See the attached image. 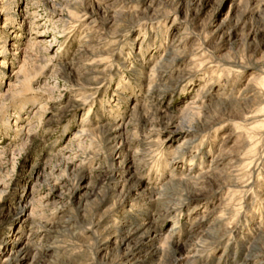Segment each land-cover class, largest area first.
Returning a JSON list of instances; mask_svg holds the SVG:
<instances>
[{
  "label": "rangeland",
  "instance_id": "obj_1",
  "mask_svg": "<svg viewBox=\"0 0 264 264\" xmlns=\"http://www.w3.org/2000/svg\"><path fill=\"white\" fill-rule=\"evenodd\" d=\"M168 1L0 0V264H19L4 260L11 241L34 245L22 264L121 261L113 257L114 245L95 237L88 222L102 212L105 187L123 175L113 174L109 159L118 165L127 155L133 157L135 178L147 189L133 195L141 204L151 194L157 197L164 184L205 173L219 154L224 155L221 170L248 154L249 160L233 170L241 174L250 163L244 179L234 176L237 181L229 185L213 179L189 203L160 214L156 206L145 204L144 210L129 202L121 219L131 217L126 224L133 228L152 214L148 220L159 236L197 246L201 264H259L254 254L264 255V134H252L249 128L256 123L241 120L238 112L215 113L184 151L178 150L181 130L169 132L161 122L179 117L196 98L212 114L218 101L238 95L254 77L264 88V0H182L185 12L192 9L189 15L177 9L178 0L174 5ZM117 13L124 20L120 29L110 22ZM178 44L182 59L159 68L168 88L152 90L158 83L152 69L158 60L172 57L171 46ZM242 105L256 112L264 107ZM119 126L125 131L122 144L109 133ZM255 129L264 132V127ZM119 144L120 155L114 148ZM167 201L162 198L160 204ZM21 207L24 220L16 215ZM221 213L227 215L220 223ZM173 257L164 252L155 261L175 264Z\"/></svg>",
  "mask_w": 264,
  "mask_h": 264
},
{
  "label": "bare ground",
  "instance_id": "obj_2",
  "mask_svg": "<svg viewBox=\"0 0 264 264\" xmlns=\"http://www.w3.org/2000/svg\"><path fill=\"white\" fill-rule=\"evenodd\" d=\"M83 4L84 0H80ZM171 1V4L174 5L175 1L177 0H169ZM168 1V2H169ZM87 2V1H86ZM192 2V1H191ZM198 2V0H197ZM197 2L192 3V5H196L198 6ZM14 7V6H13ZM185 4L182 2V0H178L177 2V9L181 12H185L184 8H185ZM72 8V7H71ZM76 8V7H75ZM176 9V10H177ZM150 10V9H149ZM185 13L186 15H189V12H192V9H188ZM9 12L11 11L8 10ZM178 11V12H179ZM168 12V11H167ZM176 13V15H180V13ZM188 12V14H187ZM148 13V12H147ZM169 13V12H168ZM172 13V11H171ZM163 15V14H161ZM10 19V18H9ZM8 19V20H9ZM13 19V18H11ZM110 22L111 25H113L114 23H117L118 25L116 26L117 28H123V26L119 25V23L124 22L122 15L120 13H117V15H114L110 18ZM132 19V18H131ZM156 19V18H154ZM177 19V18H175ZM15 21V20H14ZM133 21V20H132ZM11 22V21H10ZM12 23V22H11ZM126 27V26H125ZM6 44V43H5ZM7 47L8 46H1L2 48V52L7 51ZM170 48V47H169ZM171 54H174L172 57L170 56L167 59H163L161 62L158 60L157 65H155V67L152 69L151 72H153V76L157 77L158 83H156V85H154L152 87V90L156 91V90H162L164 91L165 88H168V85H165L163 83V81L166 80V75L163 74V71H159L160 65L162 66H169V64L171 63H175L180 61L182 58L178 52V50L180 49V44L175 45V46H171ZM14 53V50H13ZM17 53V52H15ZM168 55V54H167ZM214 62V61H213ZM217 65V64H216ZM94 66V65H93ZM147 67V66H146ZM145 67V69H146ZM206 67V66H205ZM212 67V66H211ZM214 67V66H213ZM147 70V69H146ZM171 70V69H170ZM194 70V69H193ZM208 70V69H207ZM206 70V71H207ZM217 71V70H216ZM165 72V71H164ZM194 72V71H193ZM208 72V71H207ZM215 72V71H214ZM218 72V71H217ZM147 73V72H146ZM216 73V72H215ZM219 73V72H218ZM221 74V73H220ZM219 74V75H220ZM193 76V75H192ZM206 77V76H205ZM210 77V76H208ZM207 77V78H208ZM254 77V76H253ZM192 78V77H191ZM216 78V77H215ZM220 78V77H219ZM229 78V77H228ZM151 79V78H150ZM149 79V80H150ZM214 78H212L213 80ZM207 80V79H206ZM173 81V80H171ZM160 82V83H159ZM211 82V81H210ZM264 82V81H263ZM141 83V82H140ZM171 83V82H170ZM168 83V84H170ZM153 84V81H152ZM165 85L164 88H162V85ZM206 85V82L204 83ZM214 84V82H213ZM150 85V84H149ZM211 85V84H210ZM245 86L239 91L238 95H230L228 96L225 100L222 99L220 101H218L216 103V107L215 110L213 111L212 114H207L208 112L205 110L208 108L205 104L203 103H199V98L196 101H191L192 104H188L185 109L183 111H181L180 116L179 117H169L166 121H162V124L166 125V128H169V132H173V131H177V130H181V140L180 142H178V150L180 149H184L187 147L188 144H190V142L196 137L197 134L199 132H203V130H205V128H207L209 126V124L213 121L215 113L218 114L219 116L223 117L226 113H230L232 114L234 113H240L241 115V120L244 121H254L256 123L255 126L249 128L250 129H254L252 134H260L263 135L264 132L259 131L261 129H259L258 131L255 129L258 127L262 128L264 127V107L262 109V111L260 112H256V111H252L249 109H246V106L242 105V102L246 103V105L249 102H254V104H258V105H262L264 104V88L260 87V82H259V77L254 79L252 78V80L248 81L247 84H244ZM147 86V85H146ZM264 86V85H263ZM151 87V86H149ZM147 87V88H149ZM204 89L206 88V86H203ZM210 87V86H209ZM236 87V86H235ZM202 88V87H201ZM200 88V89H201ZM203 89V88H202ZM207 89V88H206ZM209 89V88H208ZM211 90V89H210ZM209 90V91H210ZM148 91V90H147ZM150 91V90H149ZM199 91V90H198ZM203 91V90H202ZM208 91V90H207ZM153 92V91H152ZM204 92V91H203ZM223 92V91H222ZM229 94V93H227ZM226 94V95H227ZM206 96L203 95L202 99ZM225 96V95H224ZM197 97V96H196ZM193 98V97H192ZM194 99V98H193ZM221 99V97H220ZM215 104V103H214ZM263 106V105H262ZM261 106V108H262ZM210 107V105H209ZM256 107V106H255ZM249 108V107H248ZM260 108V107H259ZM258 108V110H260ZM140 110V107H137L136 109H134V114L135 112L138 113V111ZM257 110V109H256ZM159 111V110H158ZM147 109H146V114H147ZM263 114H262V113ZM145 113V112H144ZM157 113V112H156ZM158 114V113H157ZM148 115V114H147ZM236 116V115H235ZM262 116V117H261ZM230 117V116H229ZM228 118V117H227ZM157 119V118H156ZM224 119V118H223ZM187 122H190L191 125L186 126L185 124ZM254 125V123H253ZM244 130L245 128H247V126H245L244 124L241 125ZM250 126V124H249ZM124 127H117L115 130L111 129L110 132H112L111 134L115 135L114 139H116L117 141L120 140V143L122 144L125 138V131H123ZM210 128V127H209ZM104 130V129H103ZM208 130V129H207ZM247 130V129H246ZM246 132V136H249V132ZM100 132V131H99ZM102 132V131H101ZM209 133V132H208ZM108 134V135H111ZM211 134V133H210ZM213 134V133H212ZM211 134V136H212ZM103 135V134H102ZM107 135V134H106ZM105 135V136H106ZM112 135V136H113ZM203 135V134H202ZM207 135V134H206ZM205 135V136H206ZM216 135V134H215ZM245 136V137H246ZM247 136V137H248ZM165 137V136H164ZM199 137V136H198ZM206 138V137H205ZM104 139V137H103ZM165 139H167L168 141H172V136L171 135H167L165 137ZM198 139V138H197ZM249 138H247L248 141ZM112 139H110L111 141ZM205 140V139H204ZM102 141V140H101ZM166 141V140H165ZM241 141V139H240ZM246 141V142H247ZM167 142V141H166ZM242 142V141H241ZM257 142V141H256ZM192 143V142H191ZM121 144H119V146H114L112 145L111 148L114 146L115 150L117 151V153L120 155V149H121ZM195 144V143H194ZM243 144V142H242ZM107 145V144H106ZM203 145V143H202ZM245 145V144H244ZM260 145V144H258ZM205 146V144H204ZM235 146V145H234ZM242 146V145H241ZM261 146V145H260ZM197 147V146H196ZM233 147V146H232ZM237 147V146H236ZM240 147V146H239ZM258 147V146H257ZM256 147V148H257ZM264 147V146H263ZM173 148V146H172ZM194 148V147H193ZM261 148V147H260ZM107 149V148H106ZM177 149V148H175ZM186 149H184L185 151ZM222 150V149H221ZM198 151L200 152V150L198 149ZM212 151V150H211ZM260 151V150H259ZM213 152V151H212ZM211 152V153H212ZM180 153V151H179ZM193 153V151H192ZM208 153V151H207ZM229 153V152H228ZM227 153V154H228ZM213 154V153H212ZM182 155V154H181ZM230 155V154H229ZM114 156V155H113ZM118 156V155H117ZM177 156V155H176ZM199 156V155H198ZM202 156V155H201ZM224 156V155H223ZM222 155L219 154V156H216L212 158V160L210 161L209 164V168L208 170L204 173H199L196 174L194 176H191L190 174L184 178V179H180V180H176V181H172L169 182L167 184H164L163 186L160 187L158 193V196L155 197L154 194L149 195L148 198L145 199L146 203H141L139 204V202L137 201V199L135 200V198L133 197L134 194H138L139 196L144 195L146 192L145 189H142V185L141 182L139 180H137V178H135V172L133 170V157H131L130 155H127L126 157L123 158V160H121L119 162L118 165H116V162L113 160V158L109 159L110 162V166L111 169L113 170V174L115 173H123V175L119 176V174L116 175L113 184H110V186L105 187V190L102 196L101 201L99 202V206L102 207V212L99 213V217L96 216H91L89 219V223L92 224V233H94L95 237L97 235H100L101 238L106 239L107 238V242H110L114 245V252H113V257H115L116 255H119V258L121 259V261H117L115 262V264H154L156 261V256L157 255H164V252L167 253V255H169V253H174V257L171 258L170 263H175V264H201L202 261H200L201 258V253L198 249V247L196 246L195 248H189L188 246H182L179 244H174L170 241L169 237L167 235H165L166 237H161L159 236V233L156 229L153 228L152 226V222L148 219H150V217L153 218V216H151L152 214L149 215V217H147L146 221L144 223H142L137 227H129L131 226V223L126 224V221L129 222L130 218H126L124 216V219H121V217H123V214L126 213V215L128 214L127 212H124L123 210L126 209L127 207V203L132 202L130 205L132 206V208L137 207L139 205H141L142 207L145 204H150L151 206H156V212L159 213L162 209L165 210H170L172 208H178L181 205H184L185 202L191 200L194 195L195 192H197L198 189H200V186H209L212 182V180L214 179L215 181H220L223 184L229 185V183H231L234 179V181H237L238 179H240L241 177L244 176L245 172H246V167L250 166V163H246V165H244L243 169H242V173L239 172L240 170H238L239 173L241 174H237L236 176L233 175V170L238 167L239 165H243L244 162L249 160L248 154H245L244 156H242L241 158L236 159L235 161H231L230 165L228 168H223L222 170L220 168L221 164L224 162L222 157ZM231 156V155H230ZM122 157V156H121ZM119 157V158H121ZM188 157V156H187ZM192 157V154H191ZM212 157V156H211ZM228 157V156H227ZM234 157V156H233ZM202 158V157H200ZM236 158V157H235ZM177 159V158H175ZM198 159V157H197ZM227 159V158H225ZM116 160V159H115ZM192 160H195V156L192 158ZM254 160V159H253ZM128 161L131 163L130 167H127V163ZM201 162V161H200ZM253 162V161H252ZM257 162V161H256ZM197 163V162H196ZM195 163V164H196ZM194 164V162H193ZM122 168L119 169V166ZM203 165V164H201ZM207 165V164H206ZM194 167V166H193ZM203 167V166H202ZM242 167V166H241ZM253 167V166H252ZM206 168V167H205ZM254 168V167H253ZM194 169V168H193ZM251 169V168H250ZM189 170V169H188ZM192 170V169H191ZM200 170V169H199ZM202 170V169H201ZM249 170V169H248ZM195 171V170H194ZM250 171V170H249ZM193 173V172H192ZM253 173V172H252ZM261 174V173H260ZM115 176V175H113ZM237 180H235L236 178ZM252 177V176H251ZM254 178V177H253ZM244 179V177H243ZM250 179V178H249ZM259 179V178H258ZM172 180V179H171ZM255 180V179H254ZM243 181V180H242ZM110 182V181H109ZM133 182V184L131 183ZM249 182V181H248ZM255 182V181H254ZM245 184V183H244ZM248 184V183H247ZM254 184V183H253ZM259 184V183H258ZM257 184V185H258ZM109 185V184H108ZM262 186V185H261ZM260 186V187H261ZM242 187V186H241ZM264 188V187H263ZM230 189V188H229ZM247 189V188H246ZM147 190V189H146ZM234 190V189H233ZM245 191V190H244ZM229 193V192H228ZM248 193V191H247ZM157 195V194H156ZM248 195V194H247ZM261 196V195H260ZM136 197V196H135ZM142 198V197H141ZM162 198H166L168 199V201L164 204H160V201H162ZM139 199V198H138ZM165 200V199H163ZM189 203V202H187ZM259 205V204H258ZM140 206V207H141ZM146 206V205H145ZM141 207V209H142ZM187 207V206H186ZM230 207V206H229ZM104 208V209H103ZM128 208V207H127ZM151 208V207H150ZM233 208V207H232ZM130 209V208H129ZM128 209V210H129ZM144 209V207H143ZM231 209V208H230ZM132 210V209H131ZM138 210V209H137ZM145 210V209H144ZM149 210V209H148ZM187 210V209H185ZM234 210V209H233ZM154 211V210H153ZM163 211V210H162ZM182 211V210H181ZM121 212H124L123 214ZM129 212V211H128ZM135 213V212H134ZM140 213V212H139ZM149 213V212H148ZM165 213V212H164ZM212 213H214V211H212ZM217 213V212H215ZM238 213V212H237ZM133 214V213H132ZM131 214V215H132ZM144 214V213H143ZM160 214V213H159ZM169 214V213H168ZM228 214V212H227ZM226 213H221L217 218L216 221L220 222L223 221V219L226 217L227 215ZM241 214V213H240ZM17 215V219H26L24 218L26 215V211L23 209V207L20 208V210L18 211ZM125 215V214H124ZM171 215V214H170ZM175 215V214H174ZM209 215V214H208ZM213 215V214H212ZM142 216V215H141ZM147 216V214H146ZM176 216V215H175ZM256 216V215H255ZM254 216V217H255ZM228 217V216H227ZM98 218V219H97ZM136 218V217H135ZM145 218V217H144ZM174 218V217H173ZM207 218V216L204 217L205 221ZM116 219V220H115ZM116 222H115V221ZM154 220V219H153ZM158 220V219H156ZM32 221V219H31ZM114 221V222H113ZM144 221V220H143ZM29 222V221H28ZM224 222V221H223ZM88 223V224H89ZM112 223V224H111ZM249 224V223H248ZM255 224V223H254ZM124 225H128L124 226ZM244 225V224H243ZM257 224H255L254 226H256ZM258 226V225H257ZM244 227V226H243ZM200 228V226H199ZM217 228V227H216ZM229 228V227H228ZM88 229V228H87ZM248 229V228H247ZM212 230V228H211ZM223 230V228H222ZM253 230V227H252ZM261 230V229H260ZM259 230V231H260ZM233 231V230H231ZM235 231V230H234ZM243 231V230H242ZM255 231V230H254ZM258 231V230H257ZM125 232V233H124ZM170 232V231H169ZM198 232V231H197ZM209 232V231H208ZM212 232V231H211ZM222 232V231H221ZM249 232V231H248ZM163 233V232H162ZM215 233V232H214ZM257 233V232H256ZM261 233V232H260ZM124 234V235H123ZM211 234V233H209ZM226 234V232H225ZM255 234V233H254ZM215 235V234H213ZM217 235V234H216ZM230 235V234H229ZM256 236V234H255ZM259 236V235H258ZM257 236V237H258ZM22 237V236H21ZM137 237V242L133 243L134 238ZM149 238L147 240V238ZM215 237V236H214ZM250 237V236H249ZM4 238V237H3ZM20 237L16 238V241L19 239ZM213 238V237H211ZM14 239V238H13ZM102 239V240H103ZM200 239V238H199ZM203 239V238H202ZM208 239V238H207ZM22 239H20L21 241ZM209 240V239H208ZM230 240V239H229ZM201 240H199L198 243H200ZM210 241V240H209ZM213 241V240H212ZM242 241V240H241ZM7 242V241H6ZM135 242V241H134ZM160 242V243H159ZM229 241H226V243ZM159 243V244H158ZM179 243V242H178ZM196 243V242H195ZM209 243V242H208ZM245 243V241L243 242ZM11 244V245H10ZM184 244V243H183ZM201 244V243H200ZM224 244V243H223ZM252 244V242H251ZM250 244V245H251ZM257 244V243H256ZM261 244V243H260ZM7 245L11 246L10 248V254L6 257V259L4 260H8V262H18L19 264H22L23 262H25L27 260L28 257H31L32 252H33V244L30 243L29 241L24 245V246H16V243H14V241H11L10 243H7ZM15 245V246H14ZM111 245V244H110ZM158 245V246H157ZM192 245V244H191ZM205 245V242H204ZM207 245V244H206ZM262 245V244H261ZM194 246V245H193ZM226 246V245H225ZM246 246V245H245ZM58 247V246H57ZM56 246H53V248H56ZM61 247V246H60ZM215 247V246H214ZM36 248V247H35ZM210 248V247H209ZM225 248V247H224ZM256 248V247H255ZM258 248V247H257ZM61 249V248H60ZM250 249V248H249ZM249 249H247V251H249ZM101 250V249H100ZM206 250V248H205ZM226 250V249H225ZM262 250H264L262 248ZM261 250V251H262ZM145 251H147L146 253H144ZM208 251V250H207ZM224 251V250H223ZM84 252V251H83ZM211 252V251H210ZM230 252V251H229ZM260 252V251H259ZM108 253H110V251H108ZM144 253V254H143ZM248 254V252H246ZM230 254V253H229ZM212 255V254H211ZM252 255V254H251ZM106 256V255H105ZM250 256V255H249ZM254 256L256 258H258V263L259 264H264V255H258V254H254ZM246 257V256H245ZM78 257H76L75 259H77ZM93 258V257H92ZM160 258V257H159ZM164 258H166V255L164 256ZM169 258V256H168ZM167 258V259H168ZM206 258V255H205ZM211 258V257H210ZM74 259V260H75ZM79 259H81L79 257ZM115 259V258H114ZM114 259H112L114 261ZM162 259V258H161ZM204 259V258H203ZM207 259V258H206ZM78 260V259H77ZM77 260L74 261V264H80L79 262H77ZM82 260V259H81ZM236 260V259H235ZM66 261V260H65ZM83 261V260H82ZM169 261V260H168ZM207 261V260H205ZM63 262V261H62ZM72 262V261H71ZM160 262V261H159ZM250 262V261H249ZM257 262V261H256ZM204 263V262H203ZM229 263V262H228ZM82 264H87V260H84V262H82ZM114 264V263H113ZM157 264V262L155 263ZM238 264V263H237Z\"/></svg>",
  "mask_w": 264,
  "mask_h": 264
}]
</instances>
